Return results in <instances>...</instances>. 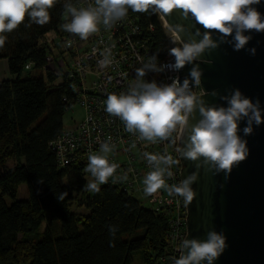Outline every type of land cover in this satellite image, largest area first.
Wrapping results in <instances>:
<instances>
[{"label":"trees","instance_id":"obj_1","mask_svg":"<svg viewBox=\"0 0 264 264\" xmlns=\"http://www.w3.org/2000/svg\"><path fill=\"white\" fill-rule=\"evenodd\" d=\"M66 1L0 0V60H8L10 74L0 79V264H133L137 253L144 264H157L168 245L167 216L118 187L90 182L84 158L59 166L50 149L75 97L72 82L46 60L48 52L64 53L62 42L48 36L68 37ZM131 9L141 23L154 25L159 52L167 31L153 1L136 0ZM29 61L46 75L23 77ZM10 159L16 164L6 167ZM23 183L29 197L18 199ZM29 234L35 240L26 260L21 235Z\"/></svg>","mask_w":264,"mask_h":264},{"label":"water","instance_id":"obj_2","mask_svg":"<svg viewBox=\"0 0 264 264\" xmlns=\"http://www.w3.org/2000/svg\"><path fill=\"white\" fill-rule=\"evenodd\" d=\"M191 56L179 121L180 264H264V0H152Z\"/></svg>","mask_w":264,"mask_h":264},{"label":"built area","instance_id":"obj_3","mask_svg":"<svg viewBox=\"0 0 264 264\" xmlns=\"http://www.w3.org/2000/svg\"><path fill=\"white\" fill-rule=\"evenodd\" d=\"M136 0H67L72 16L62 55L46 56L47 68L65 75L83 117L50 141L58 165L84 158L92 166L90 182L109 184L152 203L168 218V245L157 264H180L188 235V206L182 183L179 121L187 98L179 88V65L191 56L179 36L167 32L159 52L153 48L154 25H144L132 6ZM71 21V19H70ZM183 48L182 51L180 48ZM34 68L29 61L26 70ZM69 101V100H67ZM110 149L106 161L90 156ZM88 171V170H87Z\"/></svg>","mask_w":264,"mask_h":264},{"label":"rangeland","instance_id":"obj_4","mask_svg":"<svg viewBox=\"0 0 264 264\" xmlns=\"http://www.w3.org/2000/svg\"><path fill=\"white\" fill-rule=\"evenodd\" d=\"M66 17H68L69 19H71V22H72V16L69 13V11H67ZM164 27L166 28V31L167 32H171V30L168 27L165 26V23H164ZM48 38L51 41H53L56 38V36H55L54 33H50L49 36H48ZM53 45H54V43H53ZM180 49L182 51H184L183 48H182V46H181ZM54 51L56 52V48L54 49ZM56 53H58V51ZM39 75L45 76L46 75V68H32L30 70H25L23 72V77L39 76ZM83 115H84V110L82 109V107H80L79 105H75L74 107H72L71 109H69V110H67L65 112V114H64V126L65 127H72V126H74L75 122H78L83 117ZM111 155H113L112 154V151L110 149H107V150L101 152L100 154H93V155H91L90 156V161L92 163L99 162L100 160L101 161H106L107 158L109 156H111ZM15 164H16V161L10 159V160L7 161L6 167H12ZM92 169H93L92 166H90L87 169L88 170V175H90L89 173H90V170H92ZM28 197H29L28 186H27L26 183H23L18 188L17 198L18 199H25V198H28ZM133 197L136 198V199H138V200H140V202L142 203V205L145 206L146 208H152L153 207L152 206V203H150L147 199H145L143 197H140V196H137V195H135ZM73 208L75 210H77V211H81V212L82 211H85L84 208H78V206H76L75 203L73 204ZM46 224H47V222H45V221L42 223V225H41V227L39 229L40 232H44L45 231ZM132 236H133L132 234L130 235L128 233L124 235L125 238H131ZM21 239L23 241L25 240L27 242L26 243V247L24 248V251L25 252L23 253L25 259L27 260L28 259V255H30L29 252H27L28 251L27 246H28V244L34 242V240H35V234L21 235ZM133 264H144L143 263V260H142V255L140 253L135 254Z\"/></svg>","mask_w":264,"mask_h":264},{"label":"crops","instance_id":"obj_5","mask_svg":"<svg viewBox=\"0 0 264 264\" xmlns=\"http://www.w3.org/2000/svg\"><path fill=\"white\" fill-rule=\"evenodd\" d=\"M10 77L9 69H8V60L7 59H1L0 60V79H7Z\"/></svg>","mask_w":264,"mask_h":264},{"label":"bare ground","instance_id":"obj_6","mask_svg":"<svg viewBox=\"0 0 264 264\" xmlns=\"http://www.w3.org/2000/svg\"><path fill=\"white\" fill-rule=\"evenodd\" d=\"M165 26L169 28L168 24L165 23ZM175 32V31H174ZM176 33V32H175ZM177 34V33H176ZM184 44V43H183ZM184 46L186 47V45L184 44ZM187 48V47H186Z\"/></svg>","mask_w":264,"mask_h":264}]
</instances>
